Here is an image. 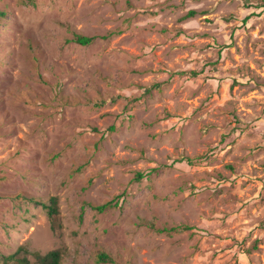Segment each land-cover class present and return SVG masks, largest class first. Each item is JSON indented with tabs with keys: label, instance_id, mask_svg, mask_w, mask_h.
Returning a JSON list of instances; mask_svg holds the SVG:
<instances>
[{
	"label": "rangeland",
	"instance_id": "1",
	"mask_svg": "<svg viewBox=\"0 0 264 264\" xmlns=\"http://www.w3.org/2000/svg\"><path fill=\"white\" fill-rule=\"evenodd\" d=\"M263 7L0 0V255L264 264Z\"/></svg>",
	"mask_w": 264,
	"mask_h": 264
},
{
	"label": "trees",
	"instance_id": "2",
	"mask_svg": "<svg viewBox=\"0 0 264 264\" xmlns=\"http://www.w3.org/2000/svg\"><path fill=\"white\" fill-rule=\"evenodd\" d=\"M192 15H193L192 11L188 13V16H192ZM94 39H95L94 37H87V36L74 34L73 38L67 40L66 42L75 43L79 46H88L93 42ZM113 129H114L113 127L109 128L110 131H112ZM186 162L189 165L192 164L191 159H186ZM136 178L137 180L141 179L142 174L138 173L136 175ZM15 198L18 200L29 202L34 206L41 207L42 210L45 211L48 219L50 220L52 229L56 230L60 228L58 199L56 197L49 198L47 202H41L36 198H29V197L27 198L20 195H17ZM111 204H112L111 202H108L100 206H93L92 209L98 213H102L108 207H110ZM81 215L79 216V219H81ZM150 226L151 228H153V225ZM187 229L188 227L186 226H177V227L163 228L157 230V232L171 233V232L186 231ZM63 256H64V251L61 249H55L47 253L41 254L39 252H31L26 246H19L13 253L9 255H0V262L1 264H31V261L29 259L31 257L35 264H62ZM94 260L95 263L97 264H113L112 258L104 252H98Z\"/></svg>",
	"mask_w": 264,
	"mask_h": 264
}]
</instances>
